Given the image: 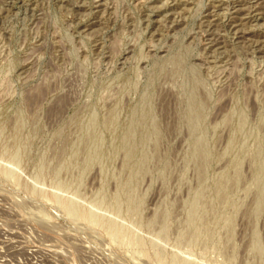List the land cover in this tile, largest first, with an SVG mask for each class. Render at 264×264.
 Returning <instances> with one entry per match:
<instances>
[{
	"label": "rangeland",
	"instance_id": "rangeland-1",
	"mask_svg": "<svg viewBox=\"0 0 264 264\" xmlns=\"http://www.w3.org/2000/svg\"><path fill=\"white\" fill-rule=\"evenodd\" d=\"M0 264H264V0H0Z\"/></svg>",
	"mask_w": 264,
	"mask_h": 264
}]
</instances>
